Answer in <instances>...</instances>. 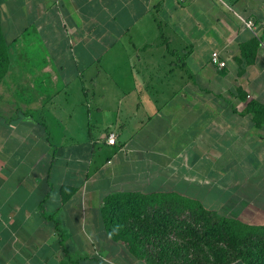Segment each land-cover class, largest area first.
Returning a JSON list of instances; mask_svg holds the SVG:
<instances>
[{"label":"crops","instance_id":"1","mask_svg":"<svg viewBox=\"0 0 264 264\" xmlns=\"http://www.w3.org/2000/svg\"><path fill=\"white\" fill-rule=\"evenodd\" d=\"M1 3L0 264H152L111 239L106 197L205 205L264 167V0Z\"/></svg>","mask_w":264,"mask_h":264},{"label":"trees","instance_id":"2","mask_svg":"<svg viewBox=\"0 0 264 264\" xmlns=\"http://www.w3.org/2000/svg\"><path fill=\"white\" fill-rule=\"evenodd\" d=\"M0 0V83L9 73L10 53ZM248 112L262 127L264 106L253 102ZM103 214L109 236L137 250L152 264H264V224L222 217L199 200L176 193H123L106 197Z\"/></svg>","mask_w":264,"mask_h":264},{"label":"rangeland","instance_id":"3","mask_svg":"<svg viewBox=\"0 0 264 264\" xmlns=\"http://www.w3.org/2000/svg\"><path fill=\"white\" fill-rule=\"evenodd\" d=\"M223 184L220 182L219 186ZM223 187H225L224 194L220 193L222 189L218 187L214 191H210L212 188L205 189L206 194L204 190H200L204 194L203 203L208 209L219 216L238 218L248 224H264V167L261 164L257 171L243 172L240 175L230 176V179L228 177L226 186L223 185ZM197 191L199 192L198 188L195 193ZM189 196H192L191 192ZM146 243L147 245L142 246L143 250L145 247L154 246L149 242ZM232 264L244 263L236 261Z\"/></svg>","mask_w":264,"mask_h":264},{"label":"built area","instance_id":"4","mask_svg":"<svg viewBox=\"0 0 264 264\" xmlns=\"http://www.w3.org/2000/svg\"><path fill=\"white\" fill-rule=\"evenodd\" d=\"M248 25L253 28L254 22L248 21ZM212 64L215 65L216 67L220 68V69L226 67V62L221 59L218 52H214L212 54ZM108 143L111 145L116 144V134H114V133L109 134Z\"/></svg>","mask_w":264,"mask_h":264}]
</instances>
